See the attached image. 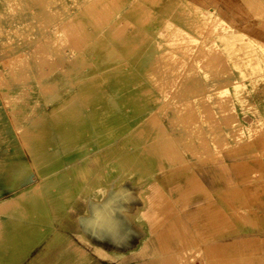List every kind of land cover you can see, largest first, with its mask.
I'll list each match as a JSON object with an SVG mask.
<instances>
[{
	"label": "rangeland",
	"instance_id": "374dc122",
	"mask_svg": "<svg viewBox=\"0 0 264 264\" xmlns=\"http://www.w3.org/2000/svg\"><path fill=\"white\" fill-rule=\"evenodd\" d=\"M162 2L0 0V200L26 193L34 200L23 218L33 229H25L28 240L17 235L5 240L12 243L9 254H15L1 257V264H158L142 261L148 254L140 249L128 251L137 242L132 236L149 232L147 225L132 230L125 206L116 207L117 197L150 194L156 179L167 190L182 189L187 176L207 161L217 164L224 153L242 159L250 155L242 150L245 144L264 143V124L252 109L236 106L233 119L245 129L257 127L244 137L233 124L242 143L216 138L215 146L203 148L200 133L201 159L186 154L190 161L180 166L190 167L174 174H166L165 159L146 153L143 143L158 133L148 119H162L168 101H203L210 88L228 90L235 80L245 103H257L264 117V100L253 101L264 85V46L259 43H264V14L237 6L239 20L229 21L216 6L189 3L165 11ZM260 56L262 68L256 69ZM241 63L251 69L242 72L236 67ZM172 70H178L174 78L153 76ZM206 78L219 80L210 87ZM207 110H182L176 119L188 128L214 115L219 123V115ZM37 111L44 117L40 125L31 123ZM54 111L58 117L51 116ZM241 113L253 118L240 119ZM26 127L37 133L30 144L22 134ZM40 153L55 159L39 173L34 160ZM262 179L264 170L254 171L240 183ZM52 181L44 190L42 183ZM141 215L147 216L138 219ZM199 243L181 247L189 253L178 263L202 264L205 257L197 253L206 251ZM150 245L144 247L147 252ZM243 249L240 243L241 253Z\"/></svg>",
	"mask_w": 264,
	"mask_h": 264
},
{
	"label": "crops",
	"instance_id": "0c3cea01",
	"mask_svg": "<svg viewBox=\"0 0 264 264\" xmlns=\"http://www.w3.org/2000/svg\"><path fill=\"white\" fill-rule=\"evenodd\" d=\"M189 3L198 6H216L215 10L229 21L239 20L235 16L237 6L245 8L249 13L253 10L264 14V0H163L162 2L165 5V11L168 6ZM129 37L135 38L136 36ZM259 43L264 46L263 42L259 41ZM260 49L264 51L262 47ZM262 58L260 56V62L256 69L262 68H260ZM157 65L165 66L167 64ZM236 67L242 72L249 68L247 64L243 63ZM229 69L234 70L232 67ZM177 71L172 70L170 74L156 72L153 76L164 81L167 78L176 77ZM193 79L198 81L197 78ZM206 79L210 82V87L219 80L217 78ZM161 85H164L163 82ZM241 87V83L235 80L231 89L228 90L215 91L210 88L203 101L196 97H193L192 100L188 98L182 104L178 100L168 101L169 106L167 109L163 108L162 119L158 117L156 119L155 115L148 119L149 122L158 126V133L152 141L143 143L146 153H153L161 160L165 159L170 168L166 174H174L180 168L190 167V165L180 166L183 161H190L189 157L185 158L186 154H190V157L195 160L201 159L199 157L201 154L198 151L200 133L204 140L203 148L209 149V147L215 146L216 138H221L222 143L228 142L227 138H234L236 142L242 143L243 139H236L237 133L234 134L233 124H237L238 128H241L246 135L244 137L248 136V131L254 132L257 127L245 129L239 120H236L237 118L234 120L236 106L240 110L243 108L252 109L260 123L263 124L264 117L263 111L257 103H245L241 97ZM259 87L261 90L253 94L254 102H263L264 100V85ZM167 94L168 91L163 90V95ZM204 107L219 115V123L214 114L215 117L203 116L205 120L203 119L201 124L194 122L190 124L189 128L176 119L177 113L182 110L200 112ZM56 113L54 111L51 116L58 117L59 115ZM240 115V119L253 118L250 114L243 116L241 113ZM42 121H44V117L37 111L31 123L40 125ZM221 124L223 128H220ZM22 134L25 135L28 144L36 140L37 133L27 130V127ZM183 143L193 146L185 147ZM170 145H175V147L172 148ZM231 150L236 149L229 148V151ZM242 150L250 151V155L245 154L244 158L240 159L241 157L224 153L223 159L218 160L217 164L207 161L202 165L201 171L191 172L187 176L186 186L182 189L176 185L175 188L170 187L167 190L156 179L150 185L152 189L150 194H123L121 198L117 197L116 207L118 208L120 203L125 206L126 212L130 216L132 230H141L142 225H147L144 228L149 232L142 237L132 236V240L137 242L128 251L137 253L140 249L142 254H148L145 257L147 259H142L144 262L179 264L183 255L189 253L188 250H185L186 248L181 247L201 242L198 246L206 251V254L201 251L197 253L205 257L202 264H264V180L240 183L241 177L248 178L253 176L254 171L264 170L262 155L264 143L258 139L251 144H245ZM46 158H51V160H44ZM53 159L55 156L38 154L34 160L37 172L49 169L53 165ZM52 184L53 181L43 182L42 187L48 191ZM173 189L178 190L179 194L175 196L170 194ZM29 194L0 200V264L1 257L15 254V252L9 254L12 243L10 241L6 243L5 240H13L17 235L26 242L28 238L25 229L33 230L23 220L24 217H28L30 206L34 203ZM241 203H243V207H239ZM140 214H146L148 217L141 215L143 218L138 219ZM150 215H155L153 221ZM23 224L26 225L23 227ZM240 232L247 233L241 236ZM150 242H152V246ZM240 243L244 245L243 253L239 250ZM25 245L27 244L25 243ZM145 245H150L152 249L147 252L144 249Z\"/></svg>",
	"mask_w": 264,
	"mask_h": 264
},
{
	"label": "bare ground",
	"instance_id": "6f19581e",
	"mask_svg": "<svg viewBox=\"0 0 264 264\" xmlns=\"http://www.w3.org/2000/svg\"><path fill=\"white\" fill-rule=\"evenodd\" d=\"M194 17H199L198 15L197 16H194ZM193 19V18H192ZM200 19V18H199ZM201 20H202V18H201ZM194 21V20H193ZM198 21H200V20H198ZM203 21V20H202ZM194 23H195V21H194ZM193 23V24H194ZM200 23H201V21H200ZM192 24V23H191Z\"/></svg>",
	"mask_w": 264,
	"mask_h": 264
}]
</instances>
